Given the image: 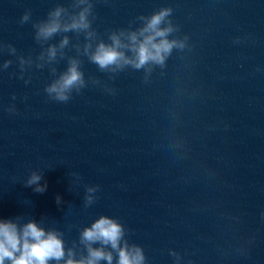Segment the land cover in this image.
<instances>
[{
	"label": "clouds",
	"instance_id": "1",
	"mask_svg": "<svg viewBox=\"0 0 264 264\" xmlns=\"http://www.w3.org/2000/svg\"><path fill=\"white\" fill-rule=\"evenodd\" d=\"M73 9L57 5L50 10L46 20L33 24L35 40L42 46L60 33L74 32L79 36L83 34L85 43L82 48L78 43L74 45L78 53L87 56L91 63L98 66L102 72L118 73L127 67L135 70H144L145 77L152 72L150 65L165 67L168 57L173 49L183 50L186 46V36L183 40L169 39V35L177 31L170 19L173 9L170 7L160 8L149 16H140L138 19L142 26L135 30L120 29L110 32L106 43L98 39L95 29L92 28L93 4L91 0H73ZM31 13L26 11L21 17L20 23L24 24L30 20ZM166 25V26H162ZM70 44V38L64 35L58 44H50L38 56L37 68H43L46 64L52 65L65 56L64 49ZM9 53L16 54L12 45L6 46ZM130 54V55H129ZM21 68V78L25 65L31 66V57H18ZM12 63L7 60L3 68L7 69ZM53 75L55 67H50ZM29 81H25L27 84ZM93 84L99 81L92 79ZM87 87L84 73L81 70L79 57H69L67 69L60 73L58 78L47 85L44 91L48 98L57 102H67L71 99L73 91H80ZM15 99V97H13ZM9 111H14L10 108ZM42 174L33 171L25 186L33 187V191L44 193L47 190V182L41 183ZM97 187H87L84 199L85 206L94 202V193ZM57 205L62 203L61 197H56ZM20 217L13 219H0V264H145L146 257L143 249L136 244H129L125 239L126 229L114 218L101 215L89 227L81 230L79 242L86 249V255L77 253L74 247L65 248L62 233L55 229L46 230L35 220L20 225ZM99 244V247L94 245ZM110 248V250H109ZM114 253L116 254L114 258ZM170 255L177 257V253L170 250Z\"/></svg>",
	"mask_w": 264,
	"mask_h": 264
}]
</instances>
